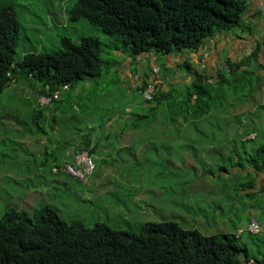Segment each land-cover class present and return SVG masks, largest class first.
Masks as SVG:
<instances>
[{
  "label": "trees",
  "instance_id": "obj_1",
  "mask_svg": "<svg viewBox=\"0 0 264 264\" xmlns=\"http://www.w3.org/2000/svg\"><path fill=\"white\" fill-rule=\"evenodd\" d=\"M246 8L247 0H75L68 10V19H86L101 27L113 42L105 43L89 35L78 40L64 36L60 48L29 52L17 60L21 22L15 7L5 4L0 7V95L14 81L23 79L36 97L44 94L54 104L61 99L56 96L65 87L73 89L82 81L103 75L104 46L123 48L133 57L148 51L166 55L197 49L215 32L239 26ZM229 64L230 74L237 77L230 82L223 79L214 83L205 73L197 72L190 83L163 86L154 100L146 101L142 112L107 117L102 124H122L119 133H124L128 125L235 122L240 128L242 118L228 116L227 106L231 98L236 104L243 99L244 89L249 86L246 79L256 72H238L241 64ZM181 67L191 66L184 62ZM178 129L166 134L180 135ZM249 136V130L237 132L235 139L239 145L226 158L232 169L227 164L219 166L224 172L219 177L220 188L232 192V205L236 198L242 201L255 197L256 192L249 190L256 185L255 173L264 169V142L260 144L259 139ZM258 143L255 154L248 151L247 144L256 147ZM87 148L88 145L84 149ZM98 148L89 151L93 153ZM250 164L254 174L244 177L241 171L231 173L235 167L244 169ZM236 177L241 181H235ZM243 235L204 234L173 220L146 221L136 229L115 228L105 222L90 227L81 219L66 220L50 205L36 207L31 213L10 207L0 216V264H246L251 257L264 259L251 255Z\"/></svg>",
  "mask_w": 264,
  "mask_h": 264
},
{
  "label": "rangeland",
  "instance_id": "obj_2",
  "mask_svg": "<svg viewBox=\"0 0 264 264\" xmlns=\"http://www.w3.org/2000/svg\"><path fill=\"white\" fill-rule=\"evenodd\" d=\"M74 2L0 0V7L5 4L15 7L21 22L17 60L29 52L60 48L64 36L78 40L89 35L105 43L113 42L101 27L86 19H68V10ZM117 50L104 46L103 75L82 81L77 86V94L74 90L62 92V97L58 93L56 97L61 99L54 104L38 99L28 81L23 79L14 81L0 95V216L10 207L31 213L36 207L50 205L66 220L81 219L90 227L96 222H105L115 228L136 229L146 221L173 220L186 228H198L204 234L224 232L226 227L219 218L231 213L232 192H222L221 188L219 192V180L210 186V189L216 187L217 196L205 194L204 184L196 187L195 183L196 188L192 189L196 174L191 168L190 173L181 171L180 158L170 154L172 146L146 143L143 148L139 147L141 133H125L118 139L103 138L106 153L96 156L89 151L95 168L87 177L79 178L61 170L64 161H73L70 153L84 149L77 145L83 141L88 126L96 127L106 122L107 117H119L131 110L143 111L144 97L123 77L122 69L115 68L121 62ZM119 50L126 52L123 48ZM128 106L132 109L127 110ZM41 110L43 114L39 116ZM175 133L173 138L178 137ZM92 135L96 139L97 134ZM73 140L78 144L72 145ZM172 151L180 153L184 147L176 143ZM139 152L156 155H133ZM223 164L232 169L226 158L219 159L217 166L204 167L221 177L224 172L219 166ZM243 204L241 201V208L235 210L236 224L244 218L243 224L247 225L250 215L242 210ZM263 214L258 213L256 217L264 220ZM227 229L235 231L236 226L229 223ZM243 239L251 255L264 257V230L252 236L245 232Z\"/></svg>",
  "mask_w": 264,
  "mask_h": 264
},
{
  "label": "crops",
  "instance_id": "obj_3",
  "mask_svg": "<svg viewBox=\"0 0 264 264\" xmlns=\"http://www.w3.org/2000/svg\"><path fill=\"white\" fill-rule=\"evenodd\" d=\"M117 51V57L121 62L118 66L116 65L115 68L119 70L122 69L121 73L123 77H126L133 83L140 93L142 83L146 82V80L151 77L155 67H160L164 74V87H168L170 83L176 82L190 83L194 80L197 72L205 73L214 83L223 79H227V81L230 82L237 77L230 74L229 62L241 64L238 72L244 69H249L250 71L255 70L256 74L246 79L247 82L245 84L249 86L244 89L243 99L236 104L233 103L231 98L227 106L228 116L234 115L242 118L239 122L240 128L236 126L235 122L232 124H209L207 122H202L195 125L181 124L176 126L153 124L136 127L128 125L124 133H119L122 132L124 126L122 124L109 122L96 125L94 129L93 126H88L86 129L90 135L88 136L87 132L83 136V141L79 144L75 143V140H73L72 143V145L78 144L77 146L83 148L87 145L90 149H96L97 146L100 147L101 150L98 148L97 151H93L96 156L106 153L105 148L107 147L102 144L104 141H101L103 138L104 140H110L114 137L118 139L123 137L125 133H141L138 138L140 142L139 147L142 145V148L146 143H153L152 146H157L156 143H159L165 147H174L176 143H179L180 146L184 147V151L177 153L172 151V147H170V154L171 156L180 158L183 164L181 171L188 170L190 173L189 169L191 168V170L195 172L196 175L193 180L192 189L195 187V183L196 187L204 184L205 194L217 196L216 187L210 189V186L214 185V181L220 179L214 172L205 170L204 166L208 167L217 164L219 159L230 157L232 149L239 145L235 139L237 132L243 133L249 130V134L255 135V138L259 139L260 144L264 142V0H247V8L239 26L229 31L215 32L212 36L206 38L197 49H184L178 51V53H180L179 55L170 53L164 57H161V55L157 54L155 51L144 52L137 57H133L122 50ZM184 62H189L191 67L189 69L181 68ZM123 84L125 85V83ZM76 89L77 86L73 89L65 87L62 92L68 93L69 90H74L77 94ZM67 96H69V94ZM75 102L76 100H74V105ZM145 103L148 104L146 101ZM129 108L131 107L128 106L127 110H129ZM57 112H59L58 108L56 109V113ZM172 129H178L181 134L176 138H173L171 134H166L167 131H172ZM93 132L97 134L96 139L92 137ZM109 132L112 133L110 136H107L106 134ZM156 132H162L164 134H154ZM133 137L135 139L137 138L136 135H132V138ZM242 139L244 140L245 136ZM131 140L134 141V139ZM257 146H259V143L256 144V147L249 144H247L246 147L249 152L255 154L257 150L255 148H257ZM75 148L76 147H74V149ZM69 155L73 156V161H64L62 164L73 163L75 161L76 154L70 153ZM146 155L155 156L156 153L139 152L134 156L144 157ZM158 155L160 156V154ZM239 171H241L244 177H247L249 173H255L252 164L244 169L235 167L231 173L238 174ZM228 175L229 173H226V176ZM255 176L256 185L249 190L251 193L256 192L255 197H246L242 200L244 202V208H242V210H245V212L250 215L249 219L257 218L256 214L258 213H264V169L257 174L255 173ZM196 179H199V181ZM202 180H204L205 183H200ZM236 180L238 181L239 178L236 177L235 181ZM221 184L222 182H220L218 186L219 192L222 191L220 189ZM224 191H229V189L227 188L222 192ZM220 195L219 193V196ZM214 203L218 207L216 201H214ZM220 206H222L221 202ZM238 208H241V200H237L236 198V200L234 199V206L231 207V213L219 218V222H223V225L226 227L224 232H237L238 229L246 226V224H243L244 218H242L240 223L236 224V211ZM259 221L264 224V220ZM229 223H233V226H236L235 231H229L227 229ZM243 234H241V236Z\"/></svg>",
  "mask_w": 264,
  "mask_h": 264
},
{
  "label": "built area",
  "instance_id": "obj_4",
  "mask_svg": "<svg viewBox=\"0 0 264 264\" xmlns=\"http://www.w3.org/2000/svg\"><path fill=\"white\" fill-rule=\"evenodd\" d=\"M145 87L141 90L142 96L145 101H152L155 99L157 94L161 91L164 86V74L160 67H155L151 74V77L146 80ZM142 83V84H144ZM40 99H44L43 102L48 104L51 101V97L42 95ZM249 137H255V135H250ZM75 163V164H73ZM73 163H67L61 167V170L68 171L71 174L78 176L79 178H84L91 174L95 168V163L90 155L89 150L83 149L76 153L75 161ZM78 166H83L78 168ZM263 225L257 218H251L247 223L245 228L238 229L237 234L241 235L245 231H248L254 235L259 234L263 231ZM246 264H264V259H256L251 257L247 259Z\"/></svg>",
  "mask_w": 264,
  "mask_h": 264
}]
</instances>
